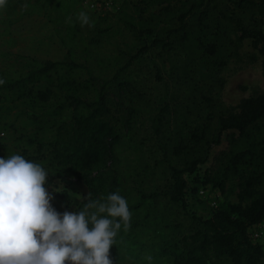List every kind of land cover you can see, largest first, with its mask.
<instances>
[{
  "label": "trees",
  "instance_id": "1",
  "mask_svg": "<svg viewBox=\"0 0 264 264\" xmlns=\"http://www.w3.org/2000/svg\"><path fill=\"white\" fill-rule=\"evenodd\" d=\"M86 1L6 0L0 7V148L6 151L0 157L21 154L49 169L50 185L57 180L84 183L93 199L113 192L125 197L130 227L121 229L110 249L114 264H147L149 255L152 264H262L264 249L252 241L250 230L264 223V94L244 100L238 113L227 115L216 110L214 99L200 86L210 77L222 85L216 78L227 66L230 52L221 53L219 41L231 26L241 34L240 41L262 44L264 55V0H139L146 9L167 7L149 20L131 22V52L110 58L112 72L99 76L91 50L102 48V41L95 37L88 42L77 17L86 12L98 37L106 36L100 24L110 17L86 11ZM29 18L45 20L56 30L68 48L66 59L23 57L12 64L11 50L16 46L12 29ZM209 35L216 40L207 43ZM179 48L185 55L175 58L181 57L170 77L183 79L178 84L200 93L207 109H213L194 126L185 120L204 105L197 97L188 96L195 110L188 106L184 114L172 106L168 95L156 104L148 94L153 90L134 78L152 51H160L157 56L164 58ZM155 79L167 82L161 70ZM111 93L126 94L127 133L109 104ZM14 111L35 128L5 148L1 135L14 124L4 119ZM143 114L152 115L153 134L170 158L171 178L163 193H148L145 187L149 166L141 163L143 150L136 145ZM129 152L137 153V158L131 160ZM219 165L226 166V174L239 177L240 204L219 206L208 219L191 215L187 176L203 191L211 183L224 189V180L213 179Z\"/></svg>",
  "mask_w": 264,
  "mask_h": 264
},
{
  "label": "rangeland",
  "instance_id": "2",
  "mask_svg": "<svg viewBox=\"0 0 264 264\" xmlns=\"http://www.w3.org/2000/svg\"><path fill=\"white\" fill-rule=\"evenodd\" d=\"M175 3H173V6ZM86 7V5H85ZM167 6H150L146 9L144 5L139 4V0H127L123 9L116 15L110 17L107 21L101 22V29L106 32L105 37H98L97 29L95 27L82 26L83 37L88 41H92L97 37L102 41L103 47L98 51L91 50L92 62L97 60V71L99 75H106L107 72H112L110 58L117 56L119 53L131 52V45L133 39L128 31L131 22L138 24L141 18L149 20V18L157 16L161 10ZM147 10L146 12L144 10ZM86 11L87 7H86ZM131 17L135 21L131 20ZM129 25V26H128ZM13 36L16 39V46L11 50L13 57L12 64L18 58H36L40 60H54L62 61L66 59L68 48H66L56 30L51 27L45 20L33 18L26 19L23 22L15 25L12 29ZM241 34L230 27L225 36L221 38L219 44L221 46V53L227 50L230 52L228 64L222 73L216 78L221 81L219 83L207 79L205 83L201 84L202 92L207 97L214 99L216 110L222 111L227 115L238 113V107L244 100L259 97L264 94V55L262 54L263 45L256 47L254 41L245 39L240 41ZM97 40V39H95ZM216 38L212 35L207 37V43L213 42ZM92 49V48H91ZM160 51H152V53L145 57L144 64L137 73H134V78L144 87L151 88L153 91H148V94L156 101V104L168 95L169 102L175 108H180L182 113H187V107L190 106L191 111L195 110L192 102L188 100L189 97H197L199 103H203L200 93H194L189 89L182 88L178 83H184V80H177L171 78L173 66L177 65L181 57H184L185 51L181 48L171 52V55H166L164 58H159ZM85 57L88 53L83 54ZM181 57L175 59L176 57ZM103 64V66L101 65ZM161 70L165 84L159 83L155 79V74ZM203 75L198 77L202 80ZM166 86V87H165ZM182 88V89H181ZM186 90L188 93H186ZM111 93L109 96V104L112 107L115 115L125 125L124 132L129 131L126 126L129 120L128 102L126 94ZM172 98H177L173 101ZM210 110H213L210 108ZM207 109V105L197 109L196 114L188 117L185 123L194 126L206 119L211 112ZM16 111L8 113L4 119V123L14 124V128L4 133L2 137L5 148H10L15 144V140L22 134H30L33 132L35 126L28 118H18ZM200 114V116H198ZM152 115L143 114L139 120L136 130V145L141 147L143 155L140 154L141 163L148 165L144 174L149 178L146 187L148 193L158 192L163 193L169 183V162L170 158L166 154V148L161 139H158L153 134L152 129ZM6 154L3 148H0V155ZM131 160H135L138 154L129 152ZM225 165H219L213 172V179L225 182V188L220 189L214 183L209 184L204 190L205 195H201L202 189L200 185H196L193 177H188L187 180L190 190L187 195V212L191 215H196L199 218L208 219L213 215L214 204L221 207L228 205L240 204L239 195L241 193V183L239 177L233 174L225 173ZM225 174L228 177H225ZM63 184L64 192H54L53 206L63 213L67 211H77L82 202H86L87 196L90 194L89 188L84 183H78L74 180L62 182L57 180L53 183V187L49 191H53L54 187H59ZM197 187L196 191H192ZM83 198L77 199V198ZM148 204H152L148 201ZM82 206V205H81ZM158 208L162 207L158 204ZM162 214V213H160ZM185 226L184 220L181 221ZM176 225V223L174 222ZM174 224H172L174 226ZM172 226V227H173ZM181 230V229H180ZM264 251V250H263ZM264 264V257L262 260Z\"/></svg>",
  "mask_w": 264,
  "mask_h": 264
},
{
  "label": "clouds",
  "instance_id": "3",
  "mask_svg": "<svg viewBox=\"0 0 264 264\" xmlns=\"http://www.w3.org/2000/svg\"><path fill=\"white\" fill-rule=\"evenodd\" d=\"M5 4L0 0V7ZM77 18L81 26H92L86 12ZM49 173L21 154L0 157V264H114L110 249L121 229L130 227L126 198L119 192L102 199L89 194L77 211L61 213L53 193L65 188L49 191ZM145 259L152 264L151 255Z\"/></svg>",
  "mask_w": 264,
  "mask_h": 264
},
{
  "label": "built area",
  "instance_id": "4",
  "mask_svg": "<svg viewBox=\"0 0 264 264\" xmlns=\"http://www.w3.org/2000/svg\"><path fill=\"white\" fill-rule=\"evenodd\" d=\"M125 2L126 0H87L85 5L90 13L100 18H107L118 14L123 9ZM200 193L205 195L204 191ZM218 208L219 205L215 203L214 210ZM250 237L255 244L264 249V223L253 227L250 230Z\"/></svg>",
  "mask_w": 264,
  "mask_h": 264
}]
</instances>
